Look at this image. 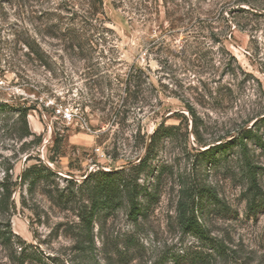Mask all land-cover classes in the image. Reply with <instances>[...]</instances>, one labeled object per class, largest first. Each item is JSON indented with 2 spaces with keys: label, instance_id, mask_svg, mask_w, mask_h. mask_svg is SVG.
<instances>
[{
  "label": "rangeland",
  "instance_id": "rangeland-1",
  "mask_svg": "<svg viewBox=\"0 0 264 264\" xmlns=\"http://www.w3.org/2000/svg\"><path fill=\"white\" fill-rule=\"evenodd\" d=\"M92 1L0 0V264H264V0ZM163 122L138 218L124 197L88 222L86 176ZM188 187L222 249L182 229Z\"/></svg>",
  "mask_w": 264,
  "mask_h": 264
},
{
  "label": "trees",
  "instance_id": "trees-1",
  "mask_svg": "<svg viewBox=\"0 0 264 264\" xmlns=\"http://www.w3.org/2000/svg\"><path fill=\"white\" fill-rule=\"evenodd\" d=\"M101 0H93L92 3L94 4L95 10L102 6ZM99 4V5H98ZM130 81H128V89H131ZM5 103H0V109L6 108ZM19 111L23 114L24 118L27 117L29 109L27 107L21 106ZM191 112L194 113V110L191 108ZM185 117L184 114L181 117ZM172 127L166 126L163 122L156 130L151 134L150 145L147 148L145 156L139 161L137 164H132L130 166H123L122 168L113 169V170H96L91 171L85 178L84 182L95 180V185L91 188L90 198H91V210L88 212H84V218L91 222L92 218L94 217L97 210L104 209L105 207L116 209L123 204L124 197H127L128 203H130V211L129 215L132 219L136 220L138 216L141 214L142 207L138 201V198L141 194L140 185L137 183L139 175L143 172L146 165L148 164V159L150 158V154L157 144V141L162 137L164 132H169ZM196 129V128H195ZM250 130L246 129L243 130L238 137L239 142L241 143V147L245 152L247 149L246 137L250 136ZM29 134H33L32 132H28ZM38 141H41V137H38ZM226 144H218L216 146H211L209 149H206L198 154H205L211 151H217L221 149ZM246 160H247V167L250 172L251 180L255 181L256 174L253 170V164L247 153L245 152ZM33 164L29 168L23 171V174L20 176L22 182L29 179V173L32 170H36L39 167L45 169L48 173H54L52 168L46 165L45 163ZM37 177L35 176L34 179ZM31 183V182H30ZM199 196L202 195V191H198ZM179 206V215L178 219L181 223L182 229L187 232L194 234L195 236L199 237L202 240L209 241L213 248H217L218 250L222 249L220 243L216 241L214 237L210 235L209 229L206 225L202 223L199 219V214L197 212V201L195 193L188 187L185 193V197L182 201H180ZM7 231L4 229L0 230V238L8 239L6 236Z\"/></svg>",
  "mask_w": 264,
  "mask_h": 264
}]
</instances>
